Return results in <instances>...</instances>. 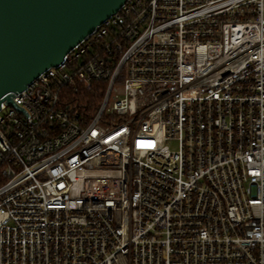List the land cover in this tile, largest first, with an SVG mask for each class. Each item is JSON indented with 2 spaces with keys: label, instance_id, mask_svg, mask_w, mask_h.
Here are the masks:
<instances>
[{
  "label": "built area",
  "instance_id": "obj_1",
  "mask_svg": "<svg viewBox=\"0 0 264 264\" xmlns=\"http://www.w3.org/2000/svg\"><path fill=\"white\" fill-rule=\"evenodd\" d=\"M10 96L0 264H264V0H126Z\"/></svg>",
  "mask_w": 264,
  "mask_h": 264
},
{
  "label": "water",
  "instance_id": "obj_2",
  "mask_svg": "<svg viewBox=\"0 0 264 264\" xmlns=\"http://www.w3.org/2000/svg\"><path fill=\"white\" fill-rule=\"evenodd\" d=\"M126 0H0V109Z\"/></svg>",
  "mask_w": 264,
  "mask_h": 264
},
{
  "label": "trees",
  "instance_id": "obj_3",
  "mask_svg": "<svg viewBox=\"0 0 264 264\" xmlns=\"http://www.w3.org/2000/svg\"><path fill=\"white\" fill-rule=\"evenodd\" d=\"M94 84H96V83H94ZM91 96H94V93H90V92H81V93L77 96V98L86 101L87 98H90Z\"/></svg>",
  "mask_w": 264,
  "mask_h": 264
}]
</instances>
